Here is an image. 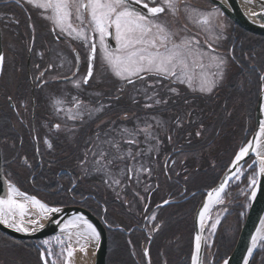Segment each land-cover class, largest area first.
Segmentation results:
<instances>
[{
	"label": "flooded vegetation",
	"instance_id": "obj_1",
	"mask_svg": "<svg viewBox=\"0 0 264 264\" xmlns=\"http://www.w3.org/2000/svg\"><path fill=\"white\" fill-rule=\"evenodd\" d=\"M189 2L205 12L219 9L210 0ZM47 15L44 10L27 4V0H20L19 5L16 0H0V38L5 57L0 72L3 174L27 195L51 202L49 206H75L96 217L106 232L105 264L111 251L118 249L121 237L130 264H169L171 261L162 256L161 249L158 255L151 249L154 238L158 237L164 222L167 223L161 208L174 207L168 214H174L175 223H180L178 246L186 248L189 243L192 249L196 209L229 164L224 165L213 185L189 190V179L212 166L204 156L212 146L210 132L212 124L220 119L219 110L226 105L227 114L218 134L219 140L225 142L226 157L232 150L235 154L243 147L255 128L254 112L264 85L260 80L264 69L252 65L258 78V94L252 106L248 99L235 101L222 97L225 92L216 97L231 86L228 80L234 74H239V83H243L240 80L246 72L243 52V32L246 31L224 14L213 19L211 33L189 24L190 35L201 41L205 51L215 49L212 55L227 60L224 80L209 94L199 92L196 81L189 88L187 84L169 85L165 80L156 85L155 90L149 89L146 95L143 81L138 83L137 91L108 68L99 51L98 38L95 39L96 58L91 61L93 77L87 85L81 83V87L76 88L75 82L82 81L89 68V47L67 33H60ZM163 18L174 30L179 27L172 16ZM217 23L224 25L222 34ZM218 34L220 38L214 39ZM109 43L115 47L111 38ZM204 71L211 74L216 69L209 67ZM152 80L149 77V83ZM245 85L252 88L253 82ZM168 87L176 88L178 94ZM149 95L153 99H148ZM161 97L168 103L155 104L154 100ZM58 100L61 103L57 104ZM146 104L152 107H145ZM56 124L61 125L59 131ZM145 129L150 139H146ZM129 138L137 143L128 144ZM117 142L118 149L113 146ZM101 150L107 153L105 159L99 155ZM129 152L139 155L133 159ZM116 155L124 159H114L109 164L108 160ZM194 158L200 166L191 162ZM252 168L254 164L249 169ZM249 169L228 187L240 183L245 175L248 182V174L253 172ZM206 182L210 183L209 177H205L203 184ZM184 223L188 229L182 226ZM123 225L128 226L127 229L122 228ZM263 246L250 264L261 261ZM110 263L121 262L114 257Z\"/></svg>",
	"mask_w": 264,
	"mask_h": 264
},
{
	"label": "snow or ice",
	"instance_id": "obj_2",
	"mask_svg": "<svg viewBox=\"0 0 264 264\" xmlns=\"http://www.w3.org/2000/svg\"><path fill=\"white\" fill-rule=\"evenodd\" d=\"M248 2L251 3V0ZM16 3L19 5L20 0H16ZM27 4L44 10L48 14L46 18L59 29L60 33H67L72 39L81 41L89 47V68L83 80L75 82L78 89L81 83L87 85L93 77L91 61L97 54L96 38L99 41V51L103 61L114 75L124 81L125 85H131L137 91H139L138 83L143 81L146 86L144 88L146 95L149 89L155 90V86L162 84L165 80L169 82V85L187 84L189 88H192L196 81L199 92L211 93L218 82H222L226 76L227 60L212 55L215 49L211 52L205 51L201 41L196 36L190 35L189 28L191 24L211 33L213 19L223 16L218 8L210 12L201 11L189 0H27ZM261 5L264 6V0H261ZM169 15L179 23V27L175 30L163 18ZM216 26L221 29L222 34L224 25L217 23ZM89 33L92 35L90 36ZM109 38L115 41L114 48L110 45ZM219 38V34L214 37V39ZM205 39L208 40L209 37L206 36ZM208 47L211 49V43ZM4 59L5 57L0 55V65H3ZM209 67H214L216 71L209 75L204 71ZM40 75L43 76L44 73ZM149 77L153 78L152 83H149ZM260 80L264 81V75L260 76ZM168 90L178 94L176 88L168 87ZM156 95L158 96L159 92H156ZM148 99L153 97L149 95ZM56 103L59 104L61 101L58 100ZM154 103L161 104L168 101L161 97L155 99ZM145 107H152V105L146 104ZM55 128L59 131L61 125L56 124ZM144 131L146 139H150L147 129ZM131 135L132 133L129 132V136ZM45 143L52 148V144L47 140ZM108 143L113 142L108 141ZM127 143L131 145L137 141L129 138ZM113 146L118 149V142ZM250 149H254L258 158L259 174L264 175V120L259 122L255 144L248 142L235 155L234 168L239 167L240 161L248 156ZM99 155L101 159L107 157V153L103 150L99 152ZM128 155L134 159L139 153L129 152ZM114 159H124V157L116 155L108 160V163H112ZM96 163L99 164L100 161ZM248 167H252V164H248ZM129 171L132 170L129 169ZM230 179L231 177H228L218 188L209 192V199L211 200L215 195L217 202L222 203V193L225 192ZM5 183L7 193L0 197V225L7 229L17 233H34L37 229L44 227L41 221L50 219L54 214L62 211L61 208L49 206L35 196L27 195L13 183L7 181ZM251 183L254 187L257 184L255 170ZM251 198H256L255 190L252 191ZM29 208L34 211H29ZM208 210L209 207L205 204L199 213L202 228L205 213ZM152 219H155V216ZM55 222L61 235L41 241L44 248L39 252V264H75V254L79 252L86 257L89 248L93 249V255H95V245L99 244L100 233L88 219L83 215H76L62 225L59 220ZM218 223L219 219L211 225L213 231ZM260 239H264V236H260ZM195 240V252L191 256V264H198L201 248L200 236L197 235ZM53 241H55V247H53ZM256 241L257 237H253L252 245L248 249L249 257H252L253 249L257 247ZM10 243L16 246L20 244V241H10ZM144 255L147 256L148 253L145 252ZM224 264H228V261ZM245 264H248L247 260Z\"/></svg>",
	"mask_w": 264,
	"mask_h": 264
},
{
	"label": "trees",
	"instance_id": "obj_3",
	"mask_svg": "<svg viewBox=\"0 0 264 264\" xmlns=\"http://www.w3.org/2000/svg\"><path fill=\"white\" fill-rule=\"evenodd\" d=\"M243 35V52L245 56L244 68L246 70V72L243 73V80H240V82L243 83H239V74H234L228 80L229 85L231 86L225 89V91L219 92L216 97H219V94L225 92L221 95L222 97H227L228 99H233L235 101L236 99H248L252 106V104L256 103V95L258 94V78L252 70V65H258L260 66V69H264V37L246 32H243ZM233 50L234 54H236V45L233 46ZM248 82H253L252 88H246L245 84ZM223 107V109L221 107L219 110V121L213 123L211 127L210 140L212 145L216 140L220 139L218 134L222 129V119H224L227 114L226 105ZM220 152V157L217 160L212 161V166L209 169L198 171L192 178L189 179V182L187 183V185H190L189 190H194L197 187H209V184L212 183L213 185L216 182L224 165L230 162L235 155L232 153L233 150L230 154H228V157H226L224 151ZM205 177H209L210 183L206 182V184H203ZM7 179L15 182L11 178ZM166 183L167 182L164 181V191H166ZM198 184L202 185L197 186ZM246 186L247 177L245 175L242 177L240 183L231 185L227 188L223 196L222 203L224 213L216 227L211 245L207 248L205 254V257L209 259V261L207 259L208 262L216 260V264H220L231 253L249 204V194L246 192ZM43 202L52 204L51 202L45 200ZM161 210L164 213L163 217L167 220V223L164 222L161 232L157 234L158 237L154 238L151 244L152 253L158 255V251L161 249L160 252H162V256L165 257L166 260L171 261L169 264H190L192 253L191 246L188 243L186 248H179L177 235L179 233L178 226H180V223L178 222V225L175 223L174 214H168L174 210V207L172 205H168L162 207ZM182 226L185 229H188L186 223ZM127 227L128 226L123 225L122 228L127 229ZM10 241L15 240H12L0 233V264H39V249L34 247L32 242L20 241L19 245L13 246ZM259 253V250L256 251L254 259ZM183 255L184 258H182ZM114 257L117 261L121 262L119 264L131 263L126 252L123 237L118 240V249L113 252L111 251V253L107 256L106 264H111L110 262Z\"/></svg>",
	"mask_w": 264,
	"mask_h": 264
},
{
	"label": "water",
	"instance_id": "obj_4",
	"mask_svg": "<svg viewBox=\"0 0 264 264\" xmlns=\"http://www.w3.org/2000/svg\"><path fill=\"white\" fill-rule=\"evenodd\" d=\"M210 1L213 4L217 5L221 10V12L232 23L242 28L244 31L259 36H264V6L261 5V0H251V3H249L248 0H210ZM240 2H246L254 6V11L251 13L245 12L244 9H242L241 7ZM0 55H2L1 38H0ZM0 71H1V65H0ZM262 109H264V86L260 90L255 107V112H254L255 128L253 133L250 135L247 143L251 141L253 142V144H255V136L259 131V122L261 120H264V110ZM247 143L244 146H246ZM250 158H253V161H256L255 165L257 171L256 174L257 184L252 189V191L253 190L256 191V198L252 199L250 194L247 213L244 218L243 224L239 230L234 247L231 253L220 264H224L225 261H228V264H245L246 260L248 261V264L251 263V260L253 258V255L257 247L253 249L252 257H249L248 249L252 245V238L258 237V232L264 221V175L259 174V167H258L259 161L255 155L254 149L249 150L248 156H246L243 160L240 161V165L238 168L233 167L235 156L233 157V159L228 164L226 169L222 172L216 184L206 193L203 200L200 202L199 206L196 209V213L194 215V220H193L194 232H193L192 255L195 252V244H196L195 238L197 235H199L201 248L198 254L199 257L198 264H203L205 233L207 228L206 220L203 221V228L201 227L199 213L203 210L205 204H208L211 200L215 199V195H213L212 199L210 200L208 197V193L218 188L221 183H223L226 179H228V177H231V179L228 180V183L226 185L227 188L228 185L232 182L234 176L240 170V168ZM5 181L7 180L4 177L2 171L1 154H0V197L5 196L7 193V185ZM59 208H61L62 211L58 214H54L50 219L41 221V223L44 224V227L42 229H37V231H35L34 233H29V234L17 233L10 229L5 228L3 225H0V232L11 239L18 241L42 240L44 238L54 236L60 233L59 227L55 221L59 220L62 225L73 216L83 215L96 227L97 231L100 233V241L98 245H95V255L92 256V260L90 264H105V257L107 253V239H106L105 228L103 227L101 222L96 217L91 215L89 212L79 207L64 206Z\"/></svg>",
	"mask_w": 264,
	"mask_h": 264
},
{
	"label": "rangeland",
	"instance_id": "obj_5",
	"mask_svg": "<svg viewBox=\"0 0 264 264\" xmlns=\"http://www.w3.org/2000/svg\"><path fill=\"white\" fill-rule=\"evenodd\" d=\"M209 75H210V73L209 72H207ZM207 94H209V93H207ZM219 141V142H218ZM224 144H225V142H222L221 140H216L214 143H213V145L211 146V147H208V149H207V152H206V154H205V156H204V158L205 159H207L209 162H212L213 160H217L219 157H220V154H219V152L221 151H223V147H224ZM220 152V153H221ZM193 161H191L192 163L194 162L195 164H197L198 166H200V163H199V161H197V159L196 158H194V159H192ZM204 160V159H203ZM253 161H252V159H250L245 165H244V167L245 168H242L241 169V173H240V175L239 176H237V180L240 178V176L242 175V174H244L245 173V171H247V169H249L250 167H248V164H251ZM251 170H253V172L251 173V174H248V185H247V187H246V192L248 193V194H250V191L252 190V188H253V185H252V183H251V177L254 175V170H255V175H256V168L254 167V168H252V169H249V172H251ZM191 171H193V170H191ZM187 173H190V169H188L187 170ZM9 182H11V183H13L12 181H9ZM14 184H15V182H14ZM22 189V188H21ZM24 189H25V187H24ZM23 190V189H22ZM245 190V189H244ZM222 198V197H221ZM222 200H223V198H222ZM223 203V202H222ZM222 203H220V202H218L214 207H213V209L210 211V213H209V216H208V219H207V224H208V228H207V232H206V246H207V248H209L210 247V245H211V242H212V239H213V236H214V234H215V231H216V228H215V230L213 231L212 230V228H211V225L213 224V223H216V221H217V219H219V221H220V219H221V216L223 215V213H224V210H223V204ZM219 224V223H218ZM217 224V225H218ZM217 225H216V227H217ZM1 233V232H0ZM4 235V234H3ZM58 235H61V233H59V234H57V236ZM6 236V235H5ZM7 237V236H6ZM9 238V237H8ZM11 239V238H10ZM12 240H14V239H12ZM16 241V240H15ZM262 244H264V242H262ZM261 246L262 245H259L258 246V250L260 249L261 250ZM53 247H55V241H53ZM206 248V249H207ZM92 256H93V249H92V251H88V254H87V256L86 257H84L81 253H79V252H77L76 254H75V264H90L91 263V260H92ZM207 259L208 258H205L204 260V263L203 264H216L217 263V261L215 260V261H212V262H208L209 261V259H208V261H207ZM256 264H264V257L263 258H261V261H260V259H259V261L258 260H256Z\"/></svg>",
	"mask_w": 264,
	"mask_h": 264
},
{
	"label": "bare ground",
	"instance_id": "obj_6",
	"mask_svg": "<svg viewBox=\"0 0 264 264\" xmlns=\"http://www.w3.org/2000/svg\"><path fill=\"white\" fill-rule=\"evenodd\" d=\"M240 5H241L242 9H244V11L247 12V13H251V12L254 11V6H252V5H250V4L246 3V2H240ZM18 199H19V198H18ZM217 203H218V202H217V200H216V198H215V199L211 200V201L207 204L208 207H209V210H208L207 213H205V219H204V220H207V219H208V216H209L210 211L213 209V207H214ZM29 211H34V210L31 209V208H29ZM33 218H35V217H33ZM27 226H28V227H32L31 225H27ZM260 236H264V221H263V223H262V225H261V228H260V230H259V232H258L257 246H258V244H260V242H264V239H260ZM89 250L92 251V248H89Z\"/></svg>",
	"mask_w": 264,
	"mask_h": 264
}]
</instances>
